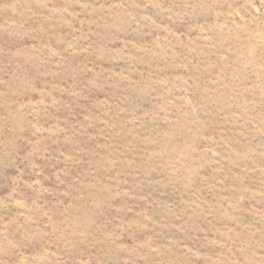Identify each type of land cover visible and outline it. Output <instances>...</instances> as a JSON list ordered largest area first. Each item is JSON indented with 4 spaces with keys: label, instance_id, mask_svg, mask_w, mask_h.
<instances>
[{
    "label": "rangeland",
    "instance_id": "obj_1",
    "mask_svg": "<svg viewBox=\"0 0 264 264\" xmlns=\"http://www.w3.org/2000/svg\"><path fill=\"white\" fill-rule=\"evenodd\" d=\"M0 264H264V0H0Z\"/></svg>",
    "mask_w": 264,
    "mask_h": 264
}]
</instances>
